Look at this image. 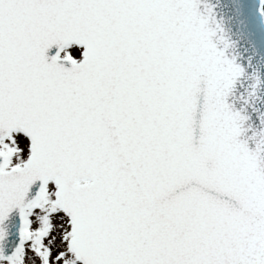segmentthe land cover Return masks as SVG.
Masks as SVG:
<instances>
[{"label": "snow or ice", "instance_id": "snow-or-ice-1", "mask_svg": "<svg viewBox=\"0 0 264 264\" xmlns=\"http://www.w3.org/2000/svg\"><path fill=\"white\" fill-rule=\"evenodd\" d=\"M0 264H264V0H0Z\"/></svg>", "mask_w": 264, "mask_h": 264}]
</instances>
